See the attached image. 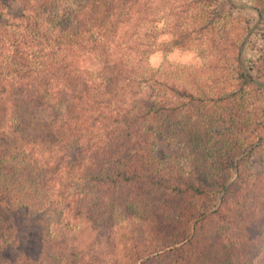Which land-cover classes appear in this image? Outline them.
I'll use <instances>...</instances> for the list:
<instances>
[{
    "label": "trees",
    "instance_id": "trees-1",
    "mask_svg": "<svg viewBox=\"0 0 264 264\" xmlns=\"http://www.w3.org/2000/svg\"><path fill=\"white\" fill-rule=\"evenodd\" d=\"M183 1L0 2V206L25 221L22 232L0 220V264H102L92 248L112 246L116 234L127 264L155 244L174 245L161 264H264V190L246 188V159L264 155V132L240 118L243 100L234 98L224 106L234 133L189 120L184 140L165 113L179 108L189 81L165 83L176 67L151 65L153 17L195 10ZM182 14L177 31L188 23ZM86 55L97 68L84 66ZM227 99L197 98L212 107ZM222 127L229 136L211 139ZM162 140L179 155H159ZM44 211L67 230L88 228L89 241L53 244L51 221L35 217Z\"/></svg>",
    "mask_w": 264,
    "mask_h": 264
},
{
    "label": "rangeland",
    "instance_id": "rangeland-1",
    "mask_svg": "<svg viewBox=\"0 0 264 264\" xmlns=\"http://www.w3.org/2000/svg\"><path fill=\"white\" fill-rule=\"evenodd\" d=\"M237 1L255 6L261 13L259 25L251 33L244 47L243 62L254 77L264 82V0ZM0 2L7 5L10 0H0ZM185 2L194 4L195 10L189 11V6L186 4L185 7H182V12L174 11L175 15L173 10L169 9L167 16L163 18L158 17L160 15L153 17L158 31V48L150 56L151 65L158 66L163 59L170 62L176 67L177 71L164 77L165 83H174L179 88H185L186 85L184 84L189 81L186 88L194 96L190 98L187 92L185 96H181L178 104H174L179 106L177 110L173 112L165 111V113L174 114V117L170 120V126L178 130L182 129L183 138L181 137V139L184 140L188 138L187 133L191 130L188 124L189 120L193 121L194 128L205 125L207 127L210 123H213V127L216 128L219 124L226 123L230 133H234V127H229L232 122L228 118V110L224 107L230 98H234L243 100V105L238 108L240 118L247 119L250 129L258 134L264 132V127H261V125H264V89L256 86L245 74L246 77L241 79L234 80L236 77L233 78L231 83L229 80L234 74L242 73L238 62L239 47L244 36L255 23L256 14L247 9L233 8L225 0H184L183 3ZM13 9V11H16L15 4ZM180 13L186 16L184 20H188V23L180 25V31H177L173 27V22L181 21L178 19ZM83 64L85 67L93 69L98 67L96 61L89 55L84 57ZM207 73L210 76L208 79L204 76ZM232 90L233 97L230 96ZM150 92V89H148L146 95L148 96ZM223 94H226L228 99L218 101L215 107H212L211 103L203 104L202 100H197L198 96L217 98ZM170 96L171 94H169ZM145 104L149 107L152 104V98H146ZM193 104L197 105L194 106ZM153 110H155V107ZM187 112L193 114V120L189 118ZM227 128H220L221 134H213L211 139H226L229 136ZM156 151L162 156L179 155L177 146L169 145L165 140L157 143ZM181 161L184 162L183 159ZM246 161L247 166L251 168L250 173L252 175L248 183L256 186V190H264V155L254 151ZM200 203L204 208H215L214 200L201 201ZM11 214L10 210L0 206V220L4 219L8 223L13 220L14 224L18 225V230L23 232V227L19 226L21 221L25 223L21 219L23 215L18 212H15L13 216ZM35 217L37 221L42 223L51 221L49 227L52 230L50 232L52 235L50 239L53 244H64V242L70 244L72 242L74 246L79 247L84 246L83 244L89 241L88 234L90 230L88 228H84L80 234L77 232L78 227L67 230L64 228L67 226L64 222L56 223L58 213L56 214L54 211L39 212ZM3 222L5 221H1L0 225ZM108 237L110 238V236ZM111 238L113 239L112 246L102 244L92 248V251L105 256L102 264H127L123 259L122 244L120 245L118 242L117 234ZM179 244L181 242L176 243V246ZM172 246L174 245L166 246L162 244L158 246L155 244L152 247L148 246L149 248L146 246L145 251L140 252L135 258L134 264H161L163 260L161 255L166 251H173L174 247ZM54 253L59 254L58 252Z\"/></svg>",
    "mask_w": 264,
    "mask_h": 264
},
{
    "label": "water",
    "instance_id": "water-1",
    "mask_svg": "<svg viewBox=\"0 0 264 264\" xmlns=\"http://www.w3.org/2000/svg\"><path fill=\"white\" fill-rule=\"evenodd\" d=\"M228 4H230L233 8L236 9H247L250 11H253L257 18L255 20V23L250 27L249 31L246 33V35L243 38V41L239 47V52H238V62L241 66V70L242 73L245 74L250 80H252V82L258 86L264 89V82L260 81L259 79H257L256 77H254L251 72L246 68V66L244 65L243 62V51H244V47L246 45V42L248 40V38L250 37L251 33L254 32V30H256V27L259 25V22L261 20V13L259 11V9H257L255 6H252L248 3L245 2H241V1H237V0H225Z\"/></svg>",
    "mask_w": 264,
    "mask_h": 264
},
{
    "label": "flooded vegetation",
    "instance_id": "flooded-vegetation-1",
    "mask_svg": "<svg viewBox=\"0 0 264 264\" xmlns=\"http://www.w3.org/2000/svg\"><path fill=\"white\" fill-rule=\"evenodd\" d=\"M246 186H247L246 188H247V189H249V187H250V184H248V185H246ZM245 193H246V191H245Z\"/></svg>",
    "mask_w": 264,
    "mask_h": 264
}]
</instances>
